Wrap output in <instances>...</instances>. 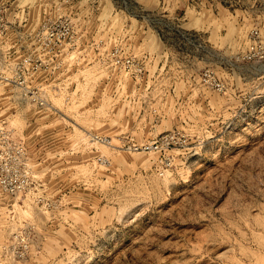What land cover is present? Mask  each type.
Returning a JSON list of instances; mask_svg holds the SVG:
<instances>
[{
    "label": "rangeland",
    "instance_id": "rangeland-1",
    "mask_svg": "<svg viewBox=\"0 0 264 264\" xmlns=\"http://www.w3.org/2000/svg\"><path fill=\"white\" fill-rule=\"evenodd\" d=\"M0 4L9 76L48 20L76 30L39 75L56 109L0 83L32 179L0 187V264H264V0ZM115 50L129 73L110 75Z\"/></svg>",
    "mask_w": 264,
    "mask_h": 264
},
{
    "label": "built area",
    "instance_id": "built-area-1",
    "mask_svg": "<svg viewBox=\"0 0 264 264\" xmlns=\"http://www.w3.org/2000/svg\"><path fill=\"white\" fill-rule=\"evenodd\" d=\"M7 21L5 10L0 4V40L5 36ZM75 25L71 18L61 16L48 20L43 29L38 33V48L31 52H21V61L15 63L10 70L11 76L6 73L7 66L0 65V83L14 85L21 91L20 100L34 105L42 110L56 109L51 99V82H40V73L44 70L52 69V63L61 61L72 55L69 46L71 39L75 36ZM14 52H8L12 55ZM19 52H15L18 54ZM107 66L110 75L129 73L135 65L134 60L129 56H124L118 50L108 52L106 55ZM10 65V64H6ZM28 65V66H27ZM49 75L44 73V78ZM208 77V76H206ZM39 78V79H38ZM3 121L4 120H0ZM98 142H106L107 138L92 136ZM130 149L152 151L160 148L157 144H139L134 140H127ZM32 179L27 172V164L24 162V148L13 140L10 132L3 123L0 124V187L10 195H19L30 189Z\"/></svg>",
    "mask_w": 264,
    "mask_h": 264
},
{
    "label": "bare ground",
    "instance_id": "bare-ground-1",
    "mask_svg": "<svg viewBox=\"0 0 264 264\" xmlns=\"http://www.w3.org/2000/svg\"><path fill=\"white\" fill-rule=\"evenodd\" d=\"M91 78H93V77H91ZM82 103H83V102H82ZM74 108H77V106H76V107L74 106ZM115 248H116V247H115Z\"/></svg>",
    "mask_w": 264,
    "mask_h": 264
}]
</instances>
